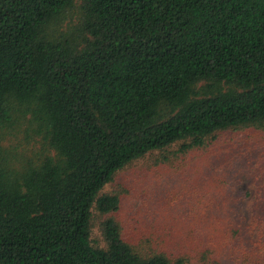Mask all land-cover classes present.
Masks as SVG:
<instances>
[{"label": "trees", "instance_id": "trees-1", "mask_svg": "<svg viewBox=\"0 0 264 264\" xmlns=\"http://www.w3.org/2000/svg\"><path fill=\"white\" fill-rule=\"evenodd\" d=\"M240 127H264V0H0V264H190L125 241L102 190Z\"/></svg>", "mask_w": 264, "mask_h": 264}, {"label": "rangeland", "instance_id": "rangeland-1", "mask_svg": "<svg viewBox=\"0 0 264 264\" xmlns=\"http://www.w3.org/2000/svg\"><path fill=\"white\" fill-rule=\"evenodd\" d=\"M177 149L147 153L104 186L119 195L113 216L124 240L190 264H264V127L231 128L205 148ZM103 218L92 209L90 238L99 247Z\"/></svg>", "mask_w": 264, "mask_h": 264}]
</instances>
